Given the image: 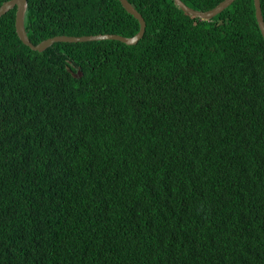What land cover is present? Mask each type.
<instances>
[{
  "label": "trees",
  "instance_id": "16d2710c",
  "mask_svg": "<svg viewBox=\"0 0 264 264\" xmlns=\"http://www.w3.org/2000/svg\"><path fill=\"white\" fill-rule=\"evenodd\" d=\"M128 1L147 24L133 46L36 52L16 7L0 18V264H264L254 0L210 21L172 0ZM25 28L37 45L140 24L119 0H28Z\"/></svg>",
  "mask_w": 264,
  "mask_h": 264
},
{
  "label": "water",
  "instance_id": "95a60500",
  "mask_svg": "<svg viewBox=\"0 0 264 264\" xmlns=\"http://www.w3.org/2000/svg\"><path fill=\"white\" fill-rule=\"evenodd\" d=\"M122 7L125 11L132 15L135 19L138 20L140 24L139 32L133 37H123L117 34H99V35H90V36H56L47 40L40 42L37 45H34L29 37L25 28V19L28 10V0H10L5 2L0 7V18L8 13L10 10L16 7V33L21 42L29 47L32 51L43 52L50 48L55 43H87V42H96V41H105V40H115L121 43H124L128 46L136 45L139 41H141L146 32V21L143 16L135 9V7L128 0H119ZM175 5L180 8L184 13L192 15L200 20L210 21L224 10H226L229 6H231L236 0H224L220 4H218L215 8L208 11H199L193 8L188 7L182 0H172ZM255 6V15L257 19L258 26L260 28L261 34L264 38V17L262 14L261 8V0H254ZM68 72L74 78H80L83 76V73L80 69L77 72H74L71 68H68Z\"/></svg>",
  "mask_w": 264,
  "mask_h": 264
},
{
  "label": "clouds",
  "instance_id": "9594fccd",
  "mask_svg": "<svg viewBox=\"0 0 264 264\" xmlns=\"http://www.w3.org/2000/svg\"><path fill=\"white\" fill-rule=\"evenodd\" d=\"M205 21V20H204Z\"/></svg>",
  "mask_w": 264,
  "mask_h": 264
}]
</instances>
